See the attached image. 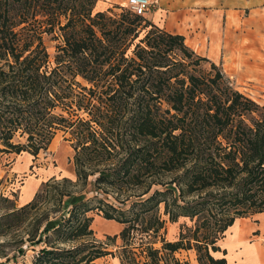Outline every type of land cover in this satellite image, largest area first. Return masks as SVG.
<instances>
[{
    "label": "trees",
    "instance_id": "1",
    "mask_svg": "<svg viewBox=\"0 0 264 264\" xmlns=\"http://www.w3.org/2000/svg\"><path fill=\"white\" fill-rule=\"evenodd\" d=\"M95 2L0 0V155L36 156L58 131L74 151L75 181L50 179L15 209H37L41 200L59 209L37 219L17 247L20 255L23 244L39 247L22 264H94L104 256L187 264L175 257L180 250L195 251L198 264H227L217 244L226 229L264 214V105L181 35L141 25L126 6L93 13ZM47 40L57 41L52 52ZM201 62L211 71L200 73ZM90 177L96 192L123 190L121 206L89 198ZM94 210L122 225L106 237L121 239V254L94 238L87 215ZM180 218L190 224L166 239L167 224ZM136 235L144 236L138 255Z\"/></svg>",
    "mask_w": 264,
    "mask_h": 264
},
{
    "label": "rangeland",
    "instance_id": "2",
    "mask_svg": "<svg viewBox=\"0 0 264 264\" xmlns=\"http://www.w3.org/2000/svg\"><path fill=\"white\" fill-rule=\"evenodd\" d=\"M96 3L97 1L93 5V13L112 12L118 14L125 8L124 6H106L101 10ZM232 13L234 17L232 23H227L225 19H223L221 31L225 33V40L223 41V46L220 47L221 52L219 53V59L214 60V63L219 66L224 75L230 79L239 92L248 96L260 105H264V3H257L255 6H249L248 8L236 9ZM142 17L143 21L141 22V25H144L145 22H147V19L144 18V16ZM148 29L149 28H146L145 31ZM142 36L143 33L140 37ZM56 42L57 41H46V45L50 52L53 51V46ZM210 71L211 68L209 63H200V73H208ZM78 81L82 85H86L81 79H78ZM67 138H69L67 133H64L63 131L56 132L48 149L46 151H41L36 156H32L27 152H23L19 155H0V168L3 170L11 168L15 163H19L18 165H20L26 164L27 161L30 164L22 174L20 173L13 178L5 179L4 176L0 178V255L5 254L9 257L8 264H13L14 261H17L18 264L29 263L39 247L36 246L33 250L31 248H26V245L23 244L22 249H24V254L22 255L17 253V247L24 243L28 235H31L34 232V224L37 219L43 220L46 214H49L50 217L59 214V209L55 208L51 202L47 203L44 200H41L37 209L18 213L15 210L17 208L14 209L13 205L14 200L17 199L18 188L20 187L22 180L26 176L35 175L43 178L44 181L42 183L50 179H61L63 177L68 178L71 181L76 180L72 163L74 151L70 142L66 140ZM94 177L88 179V197L93 198L96 196L98 199H104L108 204H112L116 207L121 206L115 198L123 199V195L125 194L124 191L108 188L106 190V195L101 192H96L94 187L90 185ZM39 188L37 190H39ZM155 188L156 187H153L152 190ZM92 205L96 206V203L92 202ZM87 215L92 218L90 228L93 231L94 238L97 239V241L106 244V249L109 251L121 254V250H118V247L122 244L121 239L117 238L114 242H111L110 240H107L106 237L115 234L117 235L120 232L122 225L113 220H106L102 217V214L96 210L87 213ZM245 221L250 224V226L256 228V230L251 231L249 235L251 238L257 231V216L252 215L248 218L246 217ZM183 223H186L187 225L190 224L188 220L182 218H180L178 222L173 223V226L171 227H168L167 224L165 238L168 240H175L177 238L179 227ZM118 224L120 225V228L117 231ZM237 225L238 223H235L233 229L234 227L236 229ZM227 230L228 228L226 231ZM225 232L222 239L217 243L219 246L224 244ZM140 237L144 236L136 235L132 242V246L137 255L140 253L141 248ZM148 240L153 241L152 238L146 236L144 241ZM153 246L158 248L160 247V243H155ZM189 252L190 253H188V251L180 250L177 252V255L175 254V257L181 259L182 262H186L187 264H198L195 251L189 250ZM13 256H15L14 260L12 259ZM108 257L109 256H107V258ZM138 259H140V257H138ZM0 261H4V258L2 259V257H0ZM126 264H130V262L128 261Z\"/></svg>",
    "mask_w": 264,
    "mask_h": 264
},
{
    "label": "crops",
    "instance_id": "3",
    "mask_svg": "<svg viewBox=\"0 0 264 264\" xmlns=\"http://www.w3.org/2000/svg\"><path fill=\"white\" fill-rule=\"evenodd\" d=\"M96 1V5L102 10L106 6H126L128 0ZM257 3H264V0H157V3L144 14V18L171 34L181 35L188 48L214 62L219 59L220 47L225 40V33L221 31L223 19L227 23H232L234 21L232 12L255 6ZM18 164L15 163L5 170L0 168V178L3 176L5 179L13 178L24 173L30 166L27 161L26 164ZM43 181V178L36 175L26 176L18 188L13 208H20L30 202ZM255 215L258 221L257 231L251 238L249 235L256 228L250 226L245 218L236 219L225 232L224 244L220 249L225 251L224 258L227 263L264 264V214ZM235 223L238 225L233 229ZM169 226L173 224H168ZM119 228L118 224L116 230L118 231ZM244 249L251 253L250 261L240 255ZM214 256H222V253H214ZM94 264H121V262L118 257L104 256L96 259Z\"/></svg>",
    "mask_w": 264,
    "mask_h": 264
},
{
    "label": "built area",
    "instance_id": "4",
    "mask_svg": "<svg viewBox=\"0 0 264 264\" xmlns=\"http://www.w3.org/2000/svg\"><path fill=\"white\" fill-rule=\"evenodd\" d=\"M156 3L157 0H128L126 7L133 13L144 16Z\"/></svg>",
    "mask_w": 264,
    "mask_h": 264
},
{
    "label": "bare ground",
    "instance_id": "5",
    "mask_svg": "<svg viewBox=\"0 0 264 264\" xmlns=\"http://www.w3.org/2000/svg\"><path fill=\"white\" fill-rule=\"evenodd\" d=\"M240 249V248H239ZM256 251V250H255ZM240 255H243L244 257H245V259H247V260H249L250 261V259L252 258V256H251V253L248 251V250H246V249H244L241 253H240ZM233 257H236V255H233Z\"/></svg>",
    "mask_w": 264,
    "mask_h": 264
}]
</instances>
